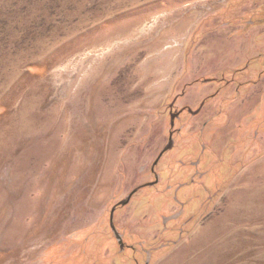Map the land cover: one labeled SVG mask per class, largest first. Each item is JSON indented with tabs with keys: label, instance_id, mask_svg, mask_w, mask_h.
Returning <instances> with one entry per match:
<instances>
[{
	"label": "rangeland",
	"instance_id": "1",
	"mask_svg": "<svg viewBox=\"0 0 264 264\" xmlns=\"http://www.w3.org/2000/svg\"><path fill=\"white\" fill-rule=\"evenodd\" d=\"M0 264H264V0H0Z\"/></svg>",
	"mask_w": 264,
	"mask_h": 264
},
{
	"label": "water",
	"instance_id": "2",
	"mask_svg": "<svg viewBox=\"0 0 264 264\" xmlns=\"http://www.w3.org/2000/svg\"><path fill=\"white\" fill-rule=\"evenodd\" d=\"M171 145H172V141L169 142V144H167V146L162 150L161 154H162L163 151H165L167 148H170ZM161 154H160V155H161ZM157 159H158V158H157ZM157 159L155 160L154 163H156ZM151 184H152V183L145 184V185H151ZM137 189H138V188L132 190V191L128 194V196H127L125 199H123V200H121V201L119 202V204H121V205H125V204H127L128 201H129V199H130V197H131V195H132L134 192H136ZM114 209H115V207L112 208V210H111V214H110V226H111V228H112L114 234H115L116 236H118L117 231L115 230V228H114V226H113V222H112V215H113V211H114ZM120 244H121V243H120Z\"/></svg>",
	"mask_w": 264,
	"mask_h": 264
},
{
	"label": "flooded vegetation",
	"instance_id": "3",
	"mask_svg": "<svg viewBox=\"0 0 264 264\" xmlns=\"http://www.w3.org/2000/svg\"><path fill=\"white\" fill-rule=\"evenodd\" d=\"M202 105V104H201ZM201 105L198 106V108L191 110L188 106H185V109L181 110V112H186L188 113L191 117L194 116L196 113L199 112Z\"/></svg>",
	"mask_w": 264,
	"mask_h": 264
}]
</instances>
